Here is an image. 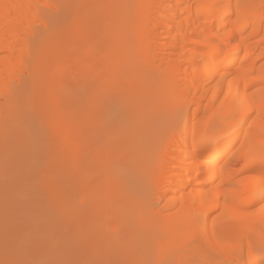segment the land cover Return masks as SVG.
Returning a JSON list of instances; mask_svg holds the SVG:
<instances>
[{
    "label": "bare ground",
    "instance_id": "1",
    "mask_svg": "<svg viewBox=\"0 0 264 264\" xmlns=\"http://www.w3.org/2000/svg\"><path fill=\"white\" fill-rule=\"evenodd\" d=\"M49 2L0 0L2 212L15 199L12 188L25 174L27 157L49 150L53 158L48 168L37 164V184L61 182L59 171L78 169L75 149H48L39 135L18 134L83 130L79 119H92L88 130H143L141 118H150L156 130H169L156 137L158 165L137 191H111L122 205L135 207L136 198H143L151 218L134 226L144 234V255L153 254L155 263L161 247L180 244L198 251L194 260L201 264L264 262V0H55L68 7L37 43L36 6ZM160 79L159 93L148 98L150 82ZM177 112L181 131L173 134ZM194 131L202 147L194 146ZM122 137L120 132L106 137L108 165L140 161L137 136ZM63 153L69 155L65 160ZM99 159L102 165V148ZM247 176L253 181L246 187ZM177 200L181 209L166 215ZM66 206L73 208L63 205L48 218L63 219L70 212ZM218 209L220 215L211 219ZM120 226L107 233L102 218V264L117 263L113 235ZM180 228L181 242L174 234ZM231 240L240 249L216 257Z\"/></svg>",
    "mask_w": 264,
    "mask_h": 264
},
{
    "label": "rangeland",
    "instance_id": "2",
    "mask_svg": "<svg viewBox=\"0 0 264 264\" xmlns=\"http://www.w3.org/2000/svg\"><path fill=\"white\" fill-rule=\"evenodd\" d=\"M141 70L144 73L147 67L142 64ZM151 77L152 75L148 79ZM155 82L157 83L150 82L151 86L146 92L148 98H154V95L159 93L158 84L162 82V79ZM198 115L197 118L201 114ZM91 120H78L77 128L83 130H36L35 133L30 132L33 130H26L18 134L22 138H27L28 133H31L30 136L39 135V139L44 141L48 149L60 145L68 147L67 151L75 149L79 155L78 169L72 173L59 171L60 176L64 178L61 182H52L48 185L37 184L35 173L37 164L43 162L41 167L48 168L53 160L46 155L50 151L35 158L23 159L25 174L16 179L12 188L15 199L7 200L8 208L5 213L2 212L3 203L0 202V261L21 260L28 264H102V232H98L102 228L103 218V227L107 233L116 229L114 225L122 224L118 232L113 235L114 239L119 242L118 247L112 251L117 255V263H113L201 264L194 260V255L198 251H188L180 244L176 247H161L153 263V254L148 253V258L144 255L147 244H140L145 242L144 234L134 226L136 222L148 221L151 218V214L144 209V205L142 206L143 198L137 197L136 202L138 203L133 207L132 204L122 205V198H119L118 194L111 193V191H137L139 189L148 170L158 165L153 160L154 153L161 150L159 143L156 142L157 135L169 130H156V121L150 118L146 121L145 118H141V122L144 120V124H141L143 130H88ZM116 132H120L124 137L137 136L134 142H138L141 146L137 147L136 151V156L139 155L136 161L140 160L139 162L125 160L126 162L107 164V157L103 152L106 137ZM124 137L120 139L125 140ZM146 144L150 145L145 146ZM94 145L95 149H93ZM236 146L235 144L234 147ZM99 148H102V165L99 159ZM93 151H95L94 155ZM63 156L62 160L69 157L64 153ZM32 163L33 166H31ZM27 169H31V173H28L30 170L26 172ZM50 170L54 171V168ZM153 187L150 185L147 191H151ZM179 202L181 201L172 203L167 210H164L165 214H173L180 210L181 203ZM70 204L73 206L72 210H69L70 207L68 209L66 206V208L71 214L67 212L63 219H59L60 216L54 219L48 218L60 205L70 206ZM159 208L161 209L159 214H164L163 203ZM256 208L258 206L251 210ZM60 211L59 214L62 213ZM220 213L221 209L212 211L211 219L218 217ZM160 223L163 225L164 219ZM161 224L157 227L160 228ZM183 232L182 228L173 232L180 242L185 240ZM128 238L137 241L130 245L125 244ZM239 249L240 243L231 240L215 254L216 257H220L223 252L230 250L234 253ZM161 254H165L166 257H161Z\"/></svg>",
    "mask_w": 264,
    "mask_h": 264
},
{
    "label": "snow or ice",
    "instance_id": "3",
    "mask_svg": "<svg viewBox=\"0 0 264 264\" xmlns=\"http://www.w3.org/2000/svg\"><path fill=\"white\" fill-rule=\"evenodd\" d=\"M68 5L56 3L55 0H51V2L43 4V5H37V20L39 21V24L36 25L34 29V36L36 38V42L39 43L40 40L43 38V35L46 34L50 29L56 26L61 12L66 9ZM211 70V69H210ZM86 91L84 95L81 97V102L86 101ZM181 116L179 112L176 114L175 118V126L173 128V134L176 132L181 131L180 129V123H181ZM193 144L196 147H202L203 142L201 139L198 138L197 133L193 132ZM241 176H244L245 173L241 172ZM253 181V177L247 176L245 177V181H242V183H245V186H250ZM261 185H264V175L260 178ZM0 264H28L26 261L21 260H11V261H0ZM264 264V262H262Z\"/></svg>",
    "mask_w": 264,
    "mask_h": 264
}]
</instances>
